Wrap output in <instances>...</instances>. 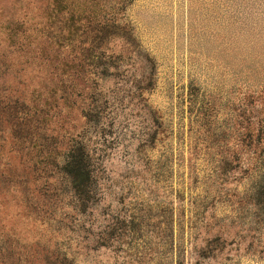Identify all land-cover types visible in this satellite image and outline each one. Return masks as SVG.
<instances>
[{
    "label": "rangeland",
    "instance_id": "obj_1",
    "mask_svg": "<svg viewBox=\"0 0 264 264\" xmlns=\"http://www.w3.org/2000/svg\"><path fill=\"white\" fill-rule=\"evenodd\" d=\"M48 259L264 264V0H0V264Z\"/></svg>",
    "mask_w": 264,
    "mask_h": 264
},
{
    "label": "trees",
    "instance_id": "obj_2",
    "mask_svg": "<svg viewBox=\"0 0 264 264\" xmlns=\"http://www.w3.org/2000/svg\"><path fill=\"white\" fill-rule=\"evenodd\" d=\"M62 172L68 177L71 189L77 200L86 202L92 183V172L84 147L72 146L68 149L61 166ZM50 259L45 264H50Z\"/></svg>",
    "mask_w": 264,
    "mask_h": 264
}]
</instances>
